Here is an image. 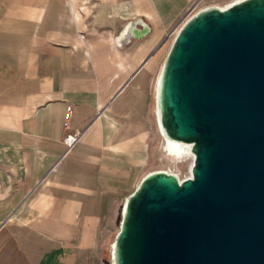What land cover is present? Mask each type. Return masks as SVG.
I'll list each match as a JSON object with an SVG mask.
<instances>
[{
  "label": "crops",
  "instance_id": "obj_1",
  "mask_svg": "<svg viewBox=\"0 0 264 264\" xmlns=\"http://www.w3.org/2000/svg\"><path fill=\"white\" fill-rule=\"evenodd\" d=\"M236 2L0 0V264H110L162 142L163 44Z\"/></svg>",
  "mask_w": 264,
  "mask_h": 264
},
{
  "label": "water",
  "instance_id": "obj_2",
  "mask_svg": "<svg viewBox=\"0 0 264 264\" xmlns=\"http://www.w3.org/2000/svg\"><path fill=\"white\" fill-rule=\"evenodd\" d=\"M156 118L162 139L190 146L191 177L141 179L123 202L110 264H264V0L181 24Z\"/></svg>",
  "mask_w": 264,
  "mask_h": 264
},
{
  "label": "bare ground",
  "instance_id": "obj_3",
  "mask_svg": "<svg viewBox=\"0 0 264 264\" xmlns=\"http://www.w3.org/2000/svg\"><path fill=\"white\" fill-rule=\"evenodd\" d=\"M238 1H241V0H238ZM116 43L118 42L116 41ZM158 78L156 82V88L158 85ZM159 150H160L161 157H164L167 159L166 166L169 170L168 173L175 174L178 177V172L175 170V164L188 160L190 161V165L188 168V176L184 179L191 177V169L194 163V156L190 151V146H182L181 144H177V143H169L167 140L162 139V142L159 145ZM178 179L180 181L184 180V179H180L179 177Z\"/></svg>",
  "mask_w": 264,
  "mask_h": 264
},
{
  "label": "rangeland",
  "instance_id": "obj_4",
  "mask_svg": "<svg viewBox=\"0 0 264 264\" xmlns=\"http://www.w3.org/2000/svg\"><path fill=\"white\" fill-rule=\"evenodd\" d=\"M171 40H172V38L167 39L163 45L167 46L168 44L171 43ZM159 145H160V143L157 145V148L155 151V153L158 157H157V159L152 160L151 162H149L147 164V167L145 168V171H144L145 175L149 172H152V171H166V172L169 171L167 166H166L167 159L164 157H161V155H160ZM189 165H190V161H188V160L175 164V170L178 172V177L180 179H184L188 176Z\"/></svg>",
  "mask_w": 264,
  "mask_h": 264
},
{
  "label": "built area",
  "instance_id": "obj_5",
  "mask_svg": "<svg viewBox=\"0 0 264 264\" xmlns=\"http://www.w3.org/2000/svg\"><path fill=\"white\" fill-rule=\"evenodd\" d=\"M69 111H70V108H67V109H66V116H65V119H67L68 114H69ZM75 139H76V138H73V137H67V138L65 139V144H66V146H67V147H70V146L75 142Z\"/></svg>",
  "mask_w": 264,
  "mask_h": 264
}]
</instances>
